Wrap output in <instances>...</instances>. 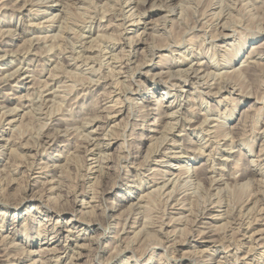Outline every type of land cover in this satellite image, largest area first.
<instances>
[{
	"label": "rangeland",
	"instance_id": "obj_1",
	"mask_svg": "<svg viewBox=\"0 0 264 264\" xmlns=\"http://www.w3.org/2000/svg\"><path fill=\"white\" fill-rule=\"evenodd\" d=\"M28 1L0 0V264H264V0Z\"/></svg>",
	"mask_w": 264,
	"mask_h": 264
},
{
	"label": "bare ground",
	"instance_id": "obj_2",
	"mask_svg": "<svg viewBox=\"0 0 264 264\" xmlns=\"http://www.w3.org/2000/svg\"><path fill=\"white\" fill-rule=\"evenodd\" d=\"M37 1H38V0H37ZM44 1H45V0H44ZM47 1H48V0H47ZM135 1H136V0H135ZM142 1H143V0H142ZM144 1H145V0H144ZM9 2H10V1H9ZM28 2H30V0H29ZM28 2H27V3H28ZM32 2H33V1H32ZM40 2H41V0H40ZM139 2H140V1H139ZM54 3H55V2H54ZM58 3H59V2H58ZM143 3H145V2H143ZM1 4H2V3H1ZM65 4H66V2H65ZM9 5H10V4H9ZM27 5H28V4H27ZM42 5H43V4H42ZM138 5H139V4H138ZM140 5H141V4H140ZM6 6H7V4H6ZM22 6H23V5H22ZM22 6H21V7H22ZM65 6H66V5H65ZM67 6H68V5H67ZM70 6H71V5H70ZM3 7H4V6H3ZM159 7H161V6H159ZM66 8H67V7H66ZM169 8H171V6H170ZM172 8H173V7H172ZM182 8H183V7H182ZM235 8H236V7H235ZM229 9H230V8H229ZM14 10H15V9H14ZM62 10H63V9H62ZM220 10H221V9H220ZM65 11H66V10H65ZM237 11H238V10H237ZM66 12H67V11H66ZM179 12H181V10H180ZM31 13H32V11H31ZM37 13H38V12H37ZM130 13H131V12H130ZM130 13H129V14H130ZM232 13H233V12H232ZM39 14H40V13H39ZM69 14H70V13H69ZM32 15H33V14H32ZM55 15H56V14H55ZM63 15H64V14H63ZM134 15H135V14H134ZM130 16H131V15H130ZM169 16H170V15H169ZM228 17H229V16H228ZM128 18H129V16H128ZM60 19H61V18H60ZM130 19H131V18H130ZM157 19H158V18H157ZM157 19H156V20H157ZM226 19H227V18H226ZM230 19H231V18H230ZM160 20H161V19H160ZM48 21H50V20H48ZM48 21H47V22H48ZM134 21H135V20H134ZM161 21H162V20H161ZM230 21H231V20H230ZM62 22H63V21H62ZM195 22H196V21H195ZM228 22H229V21H228ZM233 22H234V21H233ZM29 23H30V21H29ZM35 23H36V22H35ZM38 23H39V21H38ZM60 23H61V22H60ZM155 23H156V22H155ZM230 23H231V22H230ZM24 24H25V23H24ZM63 24H64V23H63ZM130 24H131V23H130ZM224 24H225V23H224ZM57 25H58V24H57ZM217 25H218V24H217ZM228 25H229V24H228ZM61 26H62V25H61ZM35 27H36V26H35ZM41 27H42V26H41ZM41 27H40V28H41ZM47 27H48V26H47ZM59 28H60V26H59ZM84 28H85V27H84ZM153 28H154V27H153ZM247 28H248V27H247ZM221 29H222V28H221ZM223 29H224V28H223ZM236 29H237V28H236ZM7 30H10V29H7ZM68 30H69V29H68ZM226 30H227V29H226ZM232 30H233V28H232ZM248 30H249V28H248ZM257 30H258V29H257ZM63 31H64V30H63ZM190 31H191V30H190ZM219 31H220V30H219ZM10 32H11V31H10ZM29 32H30V31H29ZM197 32H198V31H197ZM236 32H237V31H236ZM7 33H8V32H7ZM16 33H17V32H16ZM143 33H144V31H143ZM215 33H216V32H215ZM219 33H220V32H219ZM233 33H234V32H233ZM237 33H238V32H237ZM9 34H11V33H9ZM51 34H52V33H51ZM1 35H2V34H1ZM3 35H4V34H3ZM228 35H229V34H228ZM230 35H231V34H230ZM241 35H242V34H241ZM35 36H36V35H35ZM43 36H44V35H43ZM66 36H67V35H66ZM141 36H142V35H141ZM206 36H207V35H206ZM217 36H219V35H217ZM239 36H240V35H239ZM1 37H2V36H1ZM32 37L34 38V36H32ZM38 37H39V36H38ZM90 37H91V36H90ZM102 37H103V36H102ZM131 37H132V36H131ZM152 37H153V35H152ZM42 38H43V37H42ZM124 38H125V37H124ZM137 38H138V37H137ZM209 38H210V37H209ZM239 38H240V37H239ZM44 39H45V38H44ZM130 39H131V38H129V43H130V41H131ZM152 39H153V38H152ZM0 40H1V39H0ZM46 40H47V39H46ZM52 40H53V39H52ZM52 40H50V41H52ZM54 40H55V39H54ZM95 40H96V39H95ZM99 40H100V39H99ZM78 41H79V40H78ZM81 41H82V40H81ZM93 41H94V40H93ZM93 41H92V42H93ZM96 41H97V40H96ZM29 42H30V39H29ZM46 42H47V41H46ZM33 43H34V42H33ZM136 43H137V42H136ZM188 43H189V42H188ZM89 44H90V43H89ZM167 44H168V43H167ZM169 44H170V43H169ZM177 44H178V43H177ZM28 45H29V44H28ZM44 45H45V44H44ZM127 45H128V44H127ZM132 45H133V44H132ZM29 46H30V45H29ZM130 46H131V45H130ZM152 46H153V45H152ZM154 46H155V45H154ZM167 46H168V45H167ZM86 47H87V46H86ZM160 47H161V46H160ZM257 47H258L257 45H256V46H249V48H250L251 51H250V52L248 51L249 53H248V52H247V53L250 55V53H253L254 51H256L255 49H256ZM26 48H27V47H26ZM92 48H93V47H92ZM92 48H91V49H92ZM258 48H259V47H258ZM27 49H28V48H27ZM37 49H38V48H37ZM167 49H168V48H167ZM0 50H1V49H0ZM7 50H9V48H8V49L5 48V51H6V52H7ZM34 50H35V49H34ZM72 50H73V49H72ZM113 50H114V49H113ZM13 51H14V50H13ZM16 51H17V50H16ZM23 51H24V50H23ZM25 51H27V50L25 49ZM25 51H24V52H25ZM47 52H48V51H47ZM49 52H50V51H49ZM89 52H90V51H89ZM152 52H153V51H152ZM241 52H242V51H241ZM9 53H10V52H9ZM33 53H34V52H33ZM254 53H255V52H254ZM256 53H257V52H256ZM6 54H7V53H6ZM6 54H2V56H3V55H6ZM16 54H17V53H16ZM54 54H55V53H54ZM63 54H64V53H63ZM69 54H70V53H69ZM128 54H129V53H128ZM147 54H148V53H147ZM248 54H247V55H248ZM257 54H258V53H257ZM12 55H13V54H12ZM72 55H73V54H72ZM163 55H164V54H163ZM215 55H216V53H215ZM222 55H223V54H222ZM258 55H259V54H258ZM8 56H9V55H8ZM57 56H58V55H57ZM67 56H68V55H67ZM78 56H79V55H78ZM80 56H81V55H80ZM80 56H79V57H80ZM29 57H30V56H29ZM53 57H54V56H53ZM53 57H52V58H53ZM163 57H164V56H163ZM165 57H166V56H165ZM165 57H164V58H165ZM182 57H184V56H182ZM244 57H245V56H244ZM2 58H3V57H2ZM32 58H33V57H32ZM73 58H74V57H73ZM114 58H115V57H114ZM259 58H260V57H259ZM61 60H62V59H61ZM71 60H72V59H71ZM246 61H247V60H246ZM59 62H60V61H59ZM12 63H13V62H12ZM21 63H22V62H21ZM84 63H85V62H84ZM164 63H165V62H164ZM263 63H264V62H263ZM58 64H59V63H58ZM72 64H73V63H72ZM85 65H86V64H85ZM221 65H222V64H221ZM18 67H21V66H18ZM18 67H17V68H18ZM25 67H26V66H25ZM59 67H60V66H58L57 68H59ZM63 67H64V66H63ZM17 68H15V69L18 71V69H20V68H18V69H17ZM26 68H27V67H26ZM237 68H238V67H237ZM22 69H23V68H22ZM22 69H21V70H22ZM60 69H61V67H60ZM7 70H8V69H7ZM11 70H12V69H11ZM16 70H14V71H16ZM178 70H179V69H178ZM237 70H238V69H237ZM14 71L12 70V74H13ZM17 71H16V73H17ZM51 71H52V70H51ZM167 71H169V70H167ZM209 71H211V70H209ZM20 72H21V71H20ZM20 72H19V73H20ZM29 72H30V71H29ZM177 72H178V71H177ZM189 72H190V71H189ZM223 72H224V71H223ZM236 72H237V71H236ZM9 73H11V71H10ZM16 73H15V74H16ZM51 73H52V72H51ZM147 73H148V72H147ZM182 73H183V72H182ZM213 73H214V72H213ZM221 73H222V72H221ZM230 73H231V71H230ZM6 74H8V72H7ZM26 74H27V73H26ZM48 74H50V73H48ZM57 74H58V73H57ZM156 74H157V73H156ZM206 74H207V73H206ZM219 74H220V73H219ZM9 75H10V74H9ZM9 75H8V76H9ZM13 75H14V74H13ZM13 75H12V76H13ZM58 75H59V74H58ZM63 75H64V74H63ZM153 75H154V74H153ZM157 75H158V74H157ZM169 75H171V74H169ZM222 75H223V74H222ZM3 76H4V75H3ZM12 76L10 75V76H9V77H10L9 79H11ZM48 76H49V75H48ZM54 76H55V74H54ZM163 76H164V75H163ZM171 76H173V75H171ZM186 76H187V75H186ZM203 76H204V75H203ZM215 76H216V75H215ZM218 76H219V75H218ZM225 76H226V75H225ZM15 77H16V76H15ZM169 77H170V76H169ZM176 77H177V76H176ZM180 77H181V76H180ZM180 77H179V79L182 78V77H181V78H180ZM183 77H184V76H183ZM197 77H198V76H197ZM212 77H213V76H212ZM222 77H223V76H222ZM50 78H51V77H50ZM53 78H54V77H53ZM170 78H171V77H170ZM170 78L168 79L169 81H170ZM198 78H199V77H198ZM218 78H219V77H218ZM1 79H3V78L0 77V80H1ZM7 79H8V78H7ZM66 79H67V78H66ZM166 79H167V77H166ZM213 79H214V78H213ZM3 80H4V82H5V80H6L5 76H4V79H3ZM3 80H1V81H3ZM38 80H39V79H38ZM161 80H162V79H161ZM193 80H194V79H193ZM222 80H223V79H222ZM226 80H227V78H226ZM32 81H33V78H32ZM63 81H64V80H63ZM63 81H62V82H63ZM204 81H205V80H204ZM218 81H219V80H218ZM6 82H7V81H6ZM38 82H39V81H38ZM2 83H3V82H2ZM49 83H50V82H49ZM191 83H192V82H191ZM218 83H219V82H218ZM46 84H47V83H46ZM57 84H58V83H57ZM192 84H193V83H192ZM201 84H202V83H201ZM221 84H222V83H221ZM36 85H37V82H36ZM58 85H59V84H58ZM60 85H61V84H60ZM174 85H175V84H174ZM42 86H43V85H42ZM45 86H46V85H45ZM172 86H173V85H172ZM218 86H219V85H218ZM60 87H61V86H60ZM179 87H180V85H179ZM219 87H220V86H219ZM36 88H37V87H36ZM65 88H66V87H65ZM67 88H68V87H67ZM67 88H66V89H67ZM70 88H71V87H70ZM168 88H169V87H168ZM211 88H212V87H211ZM216 88H217V87H216ZM220 88H221V87H220ZM57 89H58V88H57ZM57 89H56V90H57ZM183 89H184V88H183ZM221 89H222V88H221ZM234 89H236V88H234ZM38 90H39V89H38ZM54 90H55V89H54ZM165 90H166V89H165ZM179 90H180V89H179ZM34 91H35V90H34ZM57 91H58V90H57ZM67 91H68V90H67ZM198 91H199V90H198ZM200 91H201V90H200ZM64 92H65V91H64ZM68 92H69V91H68ZM220 92H221V91H220ZM69 93H70V92H69ZM212 93H214V92H212ZM215 93H216V92H215ZM35 94H36V93H35ZM72 94H73V93H72ZM217 94H218V93H217ZM53 95H54V94H53ZM68 95H69V94H68ZM163 95H164V94H163ZM168 95H169V94H168ZM215 95H216V94H215ZM58 96H59V95H58ZM61 96H62V95H61ZM199 97H200V96H199ZM214 97H215V96H214ZM24 98H25V97H24ZM55 98H56V97H55ZM162 98H163V97H162ZM226 98H227V97H226ZM20 99H21V98H20ZM49 99H50V98H49ZM65 99H66V98H65ZM30 100H31V99H30ZM36 100H37V99H36ZM40 100H41V99H40ZM40 100H38V101H40ZM56 100H57V99H56ZM128 100H129V99H128ZM180 100H181V99H180ZM205 100H206V99H205ZM255 100H256V99H255ZM115 101H116V100H115ZM226 101H227V100H226ZM52 102H53V101H52ZM117 102H118V101H117ZM120 102H121V101H120ZM50 103H51V102H50ZM36 104H37V103H36ZM48 104H49V103H48ZM48 104H47V106H48ZM231 104H232V103H231ZM25 105H26V104H25ZM30 105H31V104H30ZM121 105H122V104H121ZM262 105H263V104H262ZM119 106H120V105H119ZM232 106H233V105H232ZM263 106H264V105H263ZM1 107H2V105H1ZM38 107H39V105H38ZM44 107H45V105H44ZM50 107H51V106H50ZM114 107H115V106H114ZM169 107H170V105H169ZM17 108H18V107H17ZM112 108H113V107H112ZM10 109H11V108H10ZM150 109H151V108H150ZM261 109H262V108H261ZM11 110H12V109H11ZM38 110H39V109H38ZM110 110H111V109H110ZM163 110H164V109H163ZM191 110H192V108H191ZM263 110H264V109H263ZM2 111H3V109H2ZM27 111H28V110H27ZM9 112H10V111H9ZM14 112H15V111H14ZM162 112H163V111H162ZM162 112H161V113H162ZM164 112H165V111H164ZM177 112H178V111H177ZM10 113H11V112H10ZM12 113H13V112H12ZM205 113H206V111H205ZM35 114H36V113H35ZM45 114H46V113H45ZM164 114H165V113H164ZM169 114H170V113H169ZM208 114H209V113H208ZM213 114H214V113H213ZM7 115H8V114H7ZM16 115H17V114H16ZM24 115H25V114H24ZM27 115H29V114H27ZM152 115H153V114H152ZM185 115H186V114H185ZM222 115H223V114H222ZM4 116H5V115H4ZM21 116H22V115H21ZM43 116H44V115H43ZM45 116H46V115H45ZM128 116H129V115H128ZM145 116H146V115H145ZM208 116H209V115H208ZM220 116H221V115H220ZM27 117H28V116H27ZM160 117H161V119H160V118H158V119L161 120V121H160L161 123L164 122V121L166 120V115H163V116L160 115ZM167 117H168V116H167ZM222 117H223V116H222ZM147 119H149V118H148V117L144 118L145 121H146ZM153 119H154V117H152L150 120L152 121ZM7 121H9V120H7ZM12 121H16V119H15V120H12ZM145 121H144V122H145ZM154 121H155V120H154ZM154 121H153L152 123H154ZM216 121H217V120H216ZM9 122H10V121H9ZM17 122H18V121H17ZM46 122H47V121H46ZM206 122H207V121H206ZM88 123H89V122H88ZM165 123H166V121H165ZM177 123H178V122H177ZM200 123H201V122H200ZM170 124H171V123H170ZM174 124H175V123H174ZM212 125H213V124H212ZM18 126H19V125H18ZM20 126H21V125H20ZM69 126H70V125H69ZM97 126H98V125H97ZM169 126H170V125H169ZM21 127H22V126H21ZM21 127H20V128H21ZM55 127H56V126H55ZM20 128H19V129H20ZM173 128H174V127H173ZM63 129H64V128H63ZM68 129H69V128H68ZM95 129H96V128H95ZM150 129H151V128H150ZM220 129H221V128H220ZM10 130H12V129H10ZM59 130H60V129H59ZM263 130H264V129H263ZM55 131H56V130H55ZM65 131H66V130H65ZM69 131H70V130H69ZM166 131H167V130H166ZM200 131H201V130H200ZM162 132H163V131H162ZM219 132H221V131H219ZM48 133H49V132H48ZM54 133H55V132H54ZM90 133H91V132H90ZM104 133H105V132H104ZM16 134H17V133H16ZM55 134H57V133H55ZM176 134H177V133H176ZM213 134H214V133H213ZM217 134H218V133H217ZM106 135H107V134H106ZM160 135H161V134H160ZM52 136H53V135H52ZM101 136H102V134H101ZM163 136H164V135H163ZM222 136H223V135H222ZM96 137H97V136H96ZM225 137H226V136H225ZM4 138H5V137H4ZM93 138H94V137H93ZM95 139H96V138H95ZM212 139H213V138H212ZM13 141H14V140H13ZM43 141H44V139H43ZM159 141H160V139H159ZM5 142H6V141H5ZM80 142H82V141H80ZM173 142H174V141H173ZM97 143H98V142H97ZM105 143H106V142H105ZM105 143H104V145H105ZM19 144L21 145V143H19ZM22 144H23V143H22ZM26 144H27V142H26ZM207 144H208V143H207ZM211 144H212V143H211ZM28 145H29V144H28ZM80 145H81V144H80ZM200 145H201V144H200ZM202 145H204V144H202ZM98 146H99V145H98ZM4 147H5V146H4ZM13 147H14V146H13ZM20 147H22V146H20ZM93 147H94V146H93ZM204 147H205V146H204ZM260 147H261V146H260ZM14 148H15V147H14ZM74 148H75V147H74ZM90 148H92V147H90ZM197 148H198V147H197ZM11 150H12V149H11ZM99 150H100V149H99ZM192 150H193V149H192ZM260 150H261V149H260ZM12 151H15V150H12ZM12 151H11V152H12ZM24 151H25V150H24ZM90 151H91V150H90ZM199 151H200V150H199ZM215 151H216V150H215ZM15 152H16V151H15ZM12 153H13V152H12ZM85 153H86V152H85ZM103 153L105 154V152H103ZM23 154H24V153H23ZM58 154H59V153H58ZM97 154H98V153H97ZM9 155H10V154H9ZM15 155H16V154H15ZM152 155H153V154H152ZM258 155H259V154H258ZM262 155H263V154H262ZM212 156H213V155H212ZM20 157H21V155H20ZM25 157H26V156H25ZM25 157H24V158H25ZM14 158H15V156H14ZM16 158H17V157H16ZM21 158H22V157H21ZM27 158H28V157H27ZM73 158H74V157H73ZM222 158H223V157H222ZM87 159H88V158H87ZM90 159H91V158H90ZM102 159H103V158H102ZM104 159H105V158H104ZM223 159H224V158H223ZM225 159H226V158H225ZM225 159H224V160H225ZM95 160H96V159H95ZM105 161H106V160H105ZM212 161H213V160H212ZM102 162H103V161H102ZM251 162H253V161H251ZM19 163H20V162H19ZM31 163H32V162H31ZM47 163H48V162H47ZM21 164H22V163H21ZM253 164H254V163H253ZM57 165H58V164H57ZM250 165H251V164H250ZM8 166H9V164H8ZM15 166H17V165H15ZM58 166H59V165H58ZM94 166H95V164H94ZM24 167H25V166H24ZM52 167H53V165H52ZM55 167H56V165H55ZM27 168H28V167H27ZM36 168H37V167H36ZM62 168H63V167H62ZM100 168H101V167H100ZM222 168H223V167H222ZM24 169H25V168H24ZM44 169H45V168H44ZM60 169H61V168H60ZM81 169H82V168H81ZM210 169H212V168H210ZM252 169H253V168H252ZM95 170H96V169H95ZM153 170H154V169H153ZM263 170H264V169H263ZM88 171H89V170H88ZM156 171H157V170H156ZM6 173H7V172H6ZM60 174H61V173H59V175H60ZM152 174H153V173H152ZM162 174H163V173H162ZM260 174H261V173H260ZM3 175H4V173H3ZM185 175H186V174H185ZM11 176H12V175H11ZM27 176H28V175H27ZM186 176H187V175H186ZM195 176H197V174H196ZM140 177H141V176H140ZM159 177H160V176H159ZM178 177H179V176H178ZM218 177H219V176H218ZM53 178H54V177H53ZM184 178H185V177H184ZM186 178H187V177H186ZM208 178H209V177H208ZM232 178H233V177H232ZM260 178H261V177H260ZM190 179H191V178H190ZM14 180H15V179H14ZM221 180H222V179H221ZM251 180H252V179H251ZM261 180H262V179H261ZM261 180H260V181H261ZM162 181H163V180H162ZM154 182H155V181H154ZM255 182H256V181H255ZM55 183H56V182H55ZM238 183H239V182H238ZM242 183H243V182H242ZM263 183H264V182H263ZM6 184H7V183H6ZM166 184H167V183H166ZM210 184H211V183H210ZM245 184H247V183L245 182ZM245 184H244L243 186H245ZM260 184H261V183H260ZM217 186H218V185H217ZM236 186H238V185H236ZM262 187H263V186H262ZM51 188H52V187H51ZM51 188L49 187V190H48V191H50ZM156 188H157V187H156ZM166 188H167V187H166ZM218 188H219V187H218ZM30 189H31V188H30ZM44 189H45V188H44ZM158 189H159V187H158ZM161 189H162V188H161ZM161 189H159V190H161ZM247 189H249V188H247ZM247 189H246V190H247ZM87 190H88V189H87ZM162 190H163V189H162ZM162 190H161V191H162ZM170 190H172V189H170ZM216 190H217V189H216ZM219 190H220V189H218V191H219ZM81 191H82V190H81ZM152 191H153V190H152ZM168 191H169V190H168ZM168 191H167V192H168ZM172 191H173V190H172ZM227 191H228V190H227ZM227 191H226V192H227ZM262 191H263V190H262ZM155 192H156V189H155ZM173 192H174V191H173ZM173 192H172V193H173ZM179 192H180V191H179ZM220 192H222V191L220 190ZM220 192H219V193H220ZM1 193H2V192H1ZM37 193H38V192H37ZM44 193H45V192H44ZM82 193H83V192H82ZM157 193H158V192H157ZM259 193H260V192H259ZM262 193H263V192H262ZM45 194H46V193H45ZM143 194H144V193H143ZM151 194H152V193H151ZM159 194H160V193H159ZM165 194H168V193H165ZM177 194H178V193H177ZM255 194H256V193H255ZM1 195H2V194H1ZM32 195H33V194H32ZM156 195H157V194H156ZM163 195H164V194H163ZM168 195H169V194H168ZM215 195H216V193H215ZM250 195H251V194H250ZM252 195H253V194H252ZM3 196H4V195H3ZM40 196H42V194H41ZM55 196H56V195H55ZM92 196H94V195H92ZM146 196H147V195H146ZM158 196H159V195H158ZM165 196H166V195H165ZM222 196H223V195H222ZM248 196H249V195H248ZM35 197H36V196H35ZM37 197H38V196H37ZM139 197H140V196H139ZM142 197H143V196H142ZM170 197H171V196H170ZM170 197H169V198H170ZM182 197H183V196H182ZM258 197H259V196H258ZM22 198H23V197H22ZM38 198H39V197H38ZM40 198H41V197H40ZM40 198H39V199H40ZM50 198H51V197H50ZM143 198H145V197H143ZM183 198H184V197H183ZM195 198H196V196H195ZM214 198H215V197H214ZM29 199H30V198H29ZM41 199H42V198H41ZM46 199H47V198H46ZM141 199H142V198H141ZM48 200H49V199H48ZM51 200H52V199H51ZM55 200H56V199H55ZM137 200H138V198H137ZM146 200H147V199H146ZM148 200H149V199H148ZM150 200H151V198H150ZM141 201H142V200H141ZM0 202H1V201H0ZM4 202H5V201H4ZM42 202H43V201H42ZM149 202H150V201H149ZM177 202H178V201H177ZM212 202H213V201H212ZM19 203H20V202H19ZM39 203H40V202H39ZM85 203H86V202H85ZM85 203H84V204H85ZM130 203H131V202H130ZM220 203H221V202H220ZM261 203H262V202H261ZM40 204H41V203H40ZM43 204L45 205V203H43ZM53 204H54V203H53ZM149 205H150V204H149ZM149 205H148V206H149ZM148 206H147V207H148ZM181 206H183V205H181ZM37 207H38V206H37ZM172 207H173V206H172ZM212 207H213V206H212ZM240 207H242V206H240ZM127 208H128V207H127ZM231 208H232V207H231ZM252 208H253V207H252ZM130 209H131V208H130ZM133 209H134V208H133ZM150 209H151V206H150ZM241 209H242V208H241ZM73 210H74V209H73ZM242 210H243V209H242ZM245 210H246V209H245ZM250 210H252V209H250ZM90 211H92V210H90ZM142 211H143V210H142ZM152 211H154V210H152ZM233 211H234V209H233ZM238 211H239V210H238ZM252 211H253V210H252ZM40 212H41V211H40ZM149 212H150V211H149ZM149 212H148V214H149ZM189 212H190V211H189ZM258 212H259V211H258ZM81 213H83V212H81ZM81 213H80V214H81ZM150 213L152 214V212H150ZM199 213H200V212H199ZM228 213H229V212H228ZM78 214H79V213H78ZM84 214H85V213H84ZM89 214H90V213H89ZM240 214H241V213H240ZM189 215H190V214H189ZM225 215H226V214H225ZM225 215H224V216H225ZM237 215H239V214H237ZM83 216H84V215H83ZM85 216H87V215H85ZM149 216H150V214H149ZM153 216H157V215H153ZM229 216H230V215H229ZM240 216H241V215H240ZM245 216H246V215H245ZM151 217H152V215H151ZM151 217H150V219H151ZM182 217H183V216H182ZM237 217H238V216H237ZM76 218H77V217H76ZM79 218H80V217H79ZM82 218H83V217H82ZM148 218H149V217H147V219H148ZM174 218H175V217H174ZM215 218H216V217H215ZM228 218H230V217H228ZM241 218H242V217H241ZM147 219H146V220H147ZM152 219H153V218H152ZM155 219H156V218H155ZM160 219H162V218H160ZM172 219H173V218H172ZM187 219H188V218H187ZM187 219H186V220H187ZM257 219H258V218H257ZM77 220H78V219H77ZM84 220H85V219H84ZM153 220H154V219H153ZM153 220H152V221H153ZM176 220H177V219H176ZM176 220L174 219V221H176ZM191 220H192V219H191ZM251 220H252V219H251ZM149 221H150V220H149ZM152 221H151V222H152ZM154 221H155V220H154ZM177 221H178V220H177ZM228 221H229V219H228ZM246 221H247V220H246ZM248 221H249V220H248ZM146 222L148 223V221H146ZM168 222H169V221H168ZM182 222H184V221L182 220ZM194 222H195V221H194ZM155 223H156V222H155ZM176 223H177V222H176ZM187 223H188V222H187ZM226 223H227V222H226ZM229 223H230V221H229ZM248 223H249V222H248ZM58 224H59V223H58ZM149 224H150V223H149ZM233 224H234V223H233ZM240 224H241V223H240ZM262 224H263V223H262ZM52 225H53V224H52ZM160 225H161V224H160ZM197 225H199V224H197ZM217 225H218V224H217ZM220 225H221V224H220ZM137 226H138V225H137ZM150 226H151V225H150ZM157 226H158V225H157ZM199 226H200V225H199ZM210 226H211V225H210ZM128 227H129V226H128ZM147 227H149V226H147ZM162 227H163V226H162ZM216 227H217V226H216ZM220 227H221V226H220ZM225 227H226V226H225ZM240 227H241V226H240ZM245 227H247V226H245ZM248 227H249V226H248ZM100 228H101V227H100ZM144 228H145V227H144ZM177 228H179V227H177ZM182 228H183V227H182ZM182 228H181V229H182ZM221 228H222V227H221ZM249 228H250V227H249ZM129 229H130V228H129ZM175 229H176V228H175ZM183 229H184V228H183ZM183 229H182V230H183ZM207 229H208V228H207ZM219 229H220V228H219ZM224 229H225V228H224ZM246 229H247V228H246ZM68 230H69V229H68ZM156 230H157V229H156ZM159 230H160V228H159ZM159 230H158V231H159ZM184 230H185V229H184ZM200 230H202V229H200ZM234 230H235V229H234ZM257 230H258V229H257ZM42 231H43V230H42ZM149 231H150V230H149ZM202 231H203V230H202ZM204 231H205V230H204ZM211 231H212V229H211ZM214 231H215V230H214ZM258 231H259V230H258ZM260 231H262V230H260ZM161 232H162V231H161ZM171 232H172V231H171ZM236 232H237V231H236ZM77 233H78V232H77ZM119 233H120V232H119ZM150 233H151V231H150ZM181 233H182V231H181ZM202 233H203V232H202ZM233 233H234V232H233ZM42 234H43V233H42ZM64 234H65V233H64ZM142 234H143V233H142ZM151 234H152V233H151ZM200 234H201V233H200ZM222 234H223V233H222ZM231 234H232V233H231ZM40 235H41V234H40ZM67 235H68V234H67ZM144 235H145V234H144ZM144 235H143V236H144ZM146 235H147V234H146ZM148 235H149V233H148ZM232 235H233V234H232ZM242 235H243V234H242ZM249 235H250V234H249ZM251 235H253V234H251ZM251 235H250V236H251ZM154 236H155V235H154ZM154 236H153V237H154ZM217 236H218V235H217ZM220 236H221V235H220ZM233 236H234V235H233ZM233 236H232V237H233ZM7 237H8V236H7ZM123 237H124V236H123ZM147 237H148V236H147ZM151 237H152V236H150V238H151ZM262 237H263V236H262ZM96 238H97V237H96ZM113 238H114V237H113ZM240 238H241V237H240ZM240 238H239V240H240ZM251 238H252V237H251ZM75 239H76V238H75ZM142 239H143V238H142ZM185 239H186V238H185ZM248 239H249V238H248ZM258 239H259V237H258ZM262 239H263V238H262ZM120 240H121V239H120ZM211 240H212V239H211ZM219 240H220V239H219ZM263 240H264V239H263ZM58 241H59V240H58ZM130 241H131V240H130ZM182 241H183V240H182ZM203 241H204V240H203ZM227 241H228V239H227ZM237 241H238V240H237ZM237 241H235V242H237ZM48 242H49V241H48ZM132 242H133V241H132ZM174 242H175V241H174ZM10 243H11V242H10ZM14 243H15V242H14ZM127 243H128V242H127ZM176 243H177V242H176ZM181 243H182V242H181ZM217 243H218V242H217ZM228 243H229V242H228ZM1 244H2V243H1ZM16 244H17V243H16ZM80 244H81V243H80ZM80 244H76V245H77V246H78V245L80 246ZM118 244H119V243H118ZM120 244H121V243H120ZM124 244H125V243H124ZM131 244H132V243H131ZM221 244H222V243H221ZM224 244H225V243H224ZM233 244H234V243H233ZM241 244H242V243H241ZM10 245H11V244H10ZM39 245H40V244H39ZM39 245H38V246H39ZM43 245H44V244H43ZM85 245H86V244H85ZM125 245H126V244H125ZM14 246H15V245H14ZM83 246H84V245H83ZM117 246H118V245H117ZM126 246H127V245H126ZM160 246H161V245H160ZM163 246H164V245H163ZM232 246H233V245H232ZM54 247H55V246H54ZM121 247H122V246H121ZM259 247H260V246H259ZM262 247H263V246H262ZM45 248H46V247H45ZM78 248H79V247H78ZM80 248H81V247H80ZM116 248H117V247H116ZM124 248H125V247H124ZM124 248H123V249H124ZM160 248H161V247H160ZM253 248H254V247H253ZM256 248H257V247H256ZM11 249H12V248H11ZM24 249H25V248H24ZM42 249H43V248H42ZM48 249H49V248H48ZM48 249H47V251H48ZM54 249H56V248H53V249L51 248V249H50V250H53L51 253H54V252H55ZM67 249H68V248H67ZM202 249H203V248H202ZM204 249H205V248H204ZM227 249H228V248H227ZM227 249H226V250H227ZM249 249H250V248H249ZM249 249H247L246 251H248ZM56 250H57V249H56ZM89 250H90V249H89ZM127 250H128V249H127ZM199 250H200V249H199ZM207 251H208V250H207ZM20 252H21V251H20ZM43 252H46V250H43ZM75 252H76V251H75ZM77 252H78V251H77ZM77 252H76V253H77ZM133 252H134V251H133ZM200 252H201V251H200ZM242 252H243V251H242ZM11 253H12V252H11ZM27 253H28V252H26V254H27ZM163 253H164V252H163ZM248 253H249V252H248ZM197 254H198V252H197ZM245 254H247V253H245ZM13 255H14V254H13ZM58 255H59V254H58ZM200 255H201V254H200ZM258 255H259V254H258ZM7 256H8V255H7ZM7 256H6V257H7ZM9 256H10V255H9ZM16 256H17V255H16ZM40 256H41V255H40ZM77 256H78V253H77ZM245 256H246V255H245ZM259 256H260V255H259ZM262 256H263V255H262ZM58 257H59V256H58ZM243 257H244V256H243ZM243 257H242V258H243ZM246 257H247V256H246ZM45 258H46V257H45ZM59 258H60V257H59ZM135 258H136V257H135ZM235 258H236V256H235ZM0 259H1V258H0ZM36 259H37V258H36ZM38 259H39V258H38ZM71 259H73V257H71ZM76 259H77V258H76ZM202 259H204V258H202ZM56 260H57V259H54V261H56ZM60 260H61V259H60ZM226 260H227V259H226ZM54 261H53V262H54ZM58 261H59V260H57V262H58ZM71 261H72V260H70V262H71ZM57 262H56V263H57ZM34 263H35V262H34ZM39 263H40V262H39ZM42 263H43V262H42ZM54 263H55V262H54ZM58 263H59V262H58ZM74 263H75V262H74ZM216 263H217V262H216ZM225 263H226V262H225ZM225 263H224V264H225ZM251 263H252V262H251ZM43 264H44V263H43ZM51 264H52V263H51ZM72 264H73V263H72ZM192 264H193V263H192ZM218 264H219V263H218ZM221 264H222V263H221Z\"/></svg>",
	"mask_w": 264,
	"mask_h": 264
}]
</instances>
